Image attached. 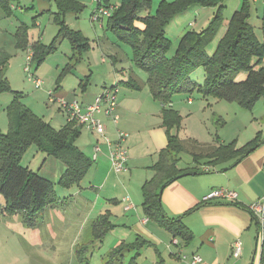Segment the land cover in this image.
Here are the masks:
<instances>
[{
    "label": "crops",
    "instance_id": "obj_1",
    "mask_svg": "<svg viewBox=\"0 0 264 264\" xmlns=\"http://www.w3.org/2000/svg\"><path fill=\"white\" fill-rule=\"evenodd\" d=\"M75 1L83 8L82 11L88 10L90 7L92 10L91 18H93V16L97 14L98 9L103 6L108 8L109 6H114L118 9V6L121 4V0L118 4L112 3V0H101L100 2L90 0L91 2L89 3L86 0ZM151 1V8L145 10L141 15L142 17L148 14H154L152 9L154 0ZM162 1L172 4L177 0H156L158 6ZM232 1V7L229 9L230 18L227 19L224 17V13L226 12L225 0H220L217 5L210 6L212 8L208 9L202 8L204 5L192 3L191 6L189 5L190 7H188V9L173 16L165 27L166 37L171 42V48L167 53V55L169 54L168 58H172L176 54L179 42L185 34L195 32L194 26L198 21V15L203 10H212L214 13L216 12V14L220 11L223 22L214 37L215 40L221 30L223 36L225 35L232 15L236 11L246 8L249 12V23L253 27L256 38L259 42L263 43L264 38H260L255 31L252 16L258 15L257 11L263 9L262 22L264 28V0ZM55 7L56 12H54ZM37 10L39 14L36 17L42 16L44 13H50L53 22L55 14L59 13L55 0H38ZM115 11L112 12L110 17H103L101 15L98 21H93L92 19L91 21L93 23L99 22L100 26L104 28L105 20L109 22ZM70 13L72 12L67 14ZM67 14L64 16V21L68 19ZM176 18L181 19L180 24L175 23ZM35 21L36 26L41 27L37 18H35ZM136 25L138 26V24ZM172 26L176 27L175 32L170 30ZM20 27L21 26H19L17 30ZM144 27L145 26L141 24L139 28L144 29ZM202 31L203 30H200V32ZM16 32L13 35L12 48L15 51L23 52V50L17 48L15 38ZM41 39L40 37L37 42L34 41L36 43L32 46L35 47L36 44L46 45ZM214 40L207 48L208 54H210L208 50L209 47L213 45ZM30 42L31 37L29 35L28 48L26 50L30 49ZM98 42L102 49V55H108L113 62L111 65V68L113 67L114 70L113 84L107 86L104 83V86H102L101 89L99 88L100 91H96L93 97L88 98V88L92 79L90 73L84 79L80 80L78 88L74 89V93L61 86L62 88L60 87L61 89H59V91L54 92L50 90L47 94L49 95V99L50 93L53 94L55 99L53 103L58 104V106H60V100L67 103L78 102L83 112H85L87 107L95 103L104 89L109 87L118 88L117 113L120 116L119 122H113L104 112L95 114V117L103 122L105 133L112 141L118 139L119 131L127 134L126 139L123 141V147L128 151L129 155V160L127 162L128 170L122 173L121 176L113 171L109 159V148L102 142V138L99 135L80 126L76 121L71 122L68 113L63 109L61 112L65 114L66 119L62 117V115L56 113L55 115H51V118L49 117L51 119L50 124L56 129L64 128L70 123L76 124L75 127L79 129L80 134L75 140V145L85 157L89 159L95 174L100 170L105 172V175H107V184L112 181L114 183L112 186L116 187L119 186L120 183H123L126 189H128L134 182L136 191H140V203L143 199L140 208L134 205L130 194H128V196H123L122 200L113 198V203L108 204V208L102 210L91 224V229L95 232L99 230L98 224L104 217L108 220L104 227L105 230L97 232V234L95 233V238H103L104 240L109 234L112 235L115 232V227L118 228L121 225L124 227V230L129 233L128 235H135V238L132 237L130 239H122L118 236L115 237L117 245L113 249H118L119 247L126 248L117 262L111 258L108 264H123L125 257L130 256L133 252L134 255L132 254L133 256L130 260V264H137L139 260L140 264L142 262L147 264H191L192 257L195 255L202 258L200 264H262L264 241L258 235L259 222L250 211V207L260 201H264V131L258 129H256V131L254 129L248 131L244 137L246 138L245 142H240L239 134L234 136L232 138L233 140H229L226 135L224 136L223 132V115H225L224 111H229L230 109L235 110V107H233V105H231V108L226 107L221 103L226 101L216 100L211 97L207 98L199 92L198 93L207 102V105L200 104L197 108L190 109V106H195V100L192 98L194 92L175 95L171 103L167 105L160 104L153 99L147 85L148 73L147 76H144L141 72L134 71L131 65L130 70H128V65L126 64L129 63L128 53L125 52L126 55H124L122 49L120 47H114L108 38H98ZM7 47V45L0 46V49H5ZM172 48L174 50L173 56L170 55L172 53ZM0 53L4 56L8 55L3 51ZM102 63L107 64L105 58H102ZM254 63L258 64V59H255ZM261 63H264V58L261 60ZM116 64L124 66V68L121 67V73L116 68ZM91 67L94 69L92 65ZM95 67L98 72L102 71L100 70V65L96 64ZM104 68L103 77H105L104 79H108L110 77L111 68ZM256 68H259V66ZM92 73L94 75V70ZM107 73L109 74L107 75ZM32 74L35 78L39 79L34 73ZM106 76L108 78H106ZM246 78L247 72H241L238 74L236 80L244 81ZM42 87L43 82L40 89H42ZM77 90H81L82 92L87 91L85 96H83L82 103L75 99ZM208 99L214 100L215 105L210 103ZM262 102L264 101H258L256 106ZM240 107L244 108L242 106ZM168 110L177 112L182 117L181 128L178 130L173 129L170 133L179 136L187 149V151L178 155L176 168L183 171L182 173L189 174L194 172L195 175L184 176L165 187L160 202L162 201V210L168 219L175 221L180 220V224L184 226L186 233L189 234V240L187 241L180 236H176L171 230L164 227L157 220L149 218L143 208V187L147 182L154 179L156 175V165L161 158V153L168 147V134L164 126L163 118L164 112ZM257 115L258 114H256V116ZM199 116H203L204 119L201 121L197 120L196 118ZM42 119L48 122L44 118ZM190 122H192L193 125H191ZM55 123L60 126H56ZM147 135H150L153 142H145V137ZM254 141L257 144L256 147L240 161H237V158L233 157L217 161L215 158L205 156L213 153L222 145L233 144L235 151L238 152L236 157H239L241 151L249 147ZM98 144L101 146V152L98 153L97 159L93 160L95 154L94 147ZM183 155L188 156V158L184 160ZM148 159L151 161L147 163ZM91 171L92 169L90 173ZM134 179H136V181H134ZM74 187L71 189L73 190ZM157 189V185H155L154 191ZM130 190L132 191V188H130ZM215 190L232 191L236 193V199L218 198L207 203L203 202V197ZM83 195L84 193L81 191L71 194L73 197L76 196L78 201H80V197L82 198L83 202L87 204L85 207L87 208V213L90 214L94 211L95 207L91 205L92 203H90L89 200L84 199ZM68 196L62 198L58 195L61 204L56 207H48L45 211L51 212L53 215L59 217L62 210L71 202L70 195ZM127 198H129L128 201L125 200ZM135 201L139 203L137 194ZM5 208L6 201L4 197L0 195V242L2 243L10 240L11 235H14L16 231L8 221L10 216L12 217L13 215L6 213ZM120 208L121 210L119 211ZM20 215L24 218L23 214ZM107 231L109 232L106 233ZM237 238L242 241V254L239 258H234L232 256V245ZM175 240L178 241V244H174ZM150 251L152 254H150ZM125 252L126 254H124ZM185 256H187V259H184Z\"/></svg>",
    "mask_w": 264,
    "mask_h": 264
},
{
    "label": "trees",
    "instance_id": "obj_2",
    "mask_svg": "<svg viewBox=\"0 0 264 264\" xmlns=\"http://www.w3.org/2000/svg\"><path fill=\"white\" fill-rule=\"evenodd\" d=\"M14 1L0 0V8L8 16L12 13ZM55 2L59 13L55 14L54 22L60 27L59 33L48 46L36 44L33 47L35 51L33 60L36 59L39 63L55 50L62 39H69L74 46L73 49L77 50L87 49L89 45L80 31L70 29L64 21L65 14L69 12L79 14L83 8L75 0ZM219 2L220 0H177L169 4L162 1L156 10L157 14L142 17V13L151 8V0H121L120 6L108 22V29L133 48L134 63L148 73L147 85L155 101L167 105L172 102L175 95L195 91L207 98L236 102L244 108L264 101V63H261L264 58V42L257 40L249 23V12L246 8L232 15L226 33L213 55L207 53V48L222 25L220 11L202 32L185 34L179 42L176 54L172 58L167 57L171 42L166 37L165 27L170 19L188 9L192 3L215 6ZM138 21L145 26L143 30L137 27ZM28 33L29 27L26 25L17 30L15 38L19 50L24 51L28 48ZM3 58L7 63L9 56ZM255 59H258V64L254 63ZM257 66L259 68H256ZM198 68H203L206 73L202 84L190 79V75ZM241 72H247L244 81L236 80ZM9 92L15 93L16 96L7 108L9 133L0 132V195L6 201V213L23 214L26 224L35 227L39 224L42 213L48 207L60 205L61 201L50 180L28 167L21 166V158L28 147L37 145L45 154L60 159L67 166L60 179L62 188H71L79 184L92 164L75 145V140L80 134L79 129L75 127L76 124L70 123L64 128L56 129L37 116L22 103L18 93L11 91L2 71L0 95ZM163 118L168 134V147L161 153L154 179L143 187V208L149 218L157 220L176 236L187 241L189 234L180 224V220L168 219L159 200L161 190L175 182L177 177L187 174L176 168L178 155L187 149L179 136L170 133L173 129L181 128L182 117L179 113L168 110L164 112ZM256 145L254 141L241 151L239 157H236L238 152L235 151L233 144L222 145L205 156L215 158L217 161L232 157L240 161ZM155 185L158 189L154 191ZM125 248L119 247L121 251Z\"/></svg>",
    "mask_w": 264,
    "mask_h": 264
},
{
    "label": "rangeland",
    "instance_id": "obj_3",
    "mask_svg": "<svg viewBox=\"0 0 264 264\" xmlns=\"http://www.w3.org/2000/svg\"><path fill=\"white\" fill-rule=\"evenodd\" d=\"M86 1L88 3L91 2L90 0ZM119 2L120 0H112L114 4H118ZM153 2L152 9L155 15L157 14L156 8L158 7V3L156 0ZM232 3V0H225V19L230 18L229 9L232 7ZM37 5L38 0H15L10 16L0 8V46H8L5 49H0V52L3 51L9 55V59L7 63H5L3 58L4 55L0 53V74L2 71L4 72V78L10 84L11 91L18 93L19 96H21L22 103L37 114V116H40V118H44L51 123L50 116L56 113L62 115V117L66 119L65 114L61 112V107L50 101L49 95L47 94L50 90L57 92L63 87L74 93V89L78 88L80 80L84 79L90 73L92 79L88 88V98L93 97L96 91H100L99 88L101 89L104 83L107 86L113 84L114 70L113 67L111 68L113 62L108 55H104L105 57L102 55V49L99 45L98 38H108L114 47H120L122 49L124 55H126L125 52L128 53L129 63H126L128 65V70H130L131 65L134 71L141 72L144 76H147V72L145 70H140L134 63L133 48L128 45L126 41L121 40L107 29V20L104 22V28L100 26L99 22L93 23L91 21L92 10L89 7L88 10L82 11L79 15L73 13L67 14L68 19L65 21L66 26H69L73 30L80 31L83 36L88 39V48L73 49V44L66 38L62 39L61 42L57 44L55 50L46 56L41 63L36 59L35 61L33 60L31 63V72L43 82L42 89H37L34 83L29 80V75L24 72L26 54L28 51L34 54L35 51L32 45L35 44L40 37L42 38V42L48 46L58 35L60 29L56 22L51 20L50 13H44L42 16L36 17L39 14ZM202 8L208 9L212 7L203 6ZM54 12H56V7ZM257 12L258 15L252 16V22H254L256 33L263 39V9ZM215 14L216 12L214 13L212 10H203L198 15V21L194 26L195 32L199 33L200 30H204L208 27L214 19ZM35 18L40 22L41 27L36 26ZM180 22V18L175 19V23L180 24ZM22 24L29 27L31 47L23 52H18L12 48V39L17 28L22 26ZM137 24L139 27L141 24L143 25L140 21H138ZM170 30L175 32L176 27L172 26ZM222 36L223 33L221 30L214 40L213 45L209 47L208 51L210 55L214 54ZM173 48L170 54L171 56H173ZM168 56L169 54L167 57ZM102 58L106 59L107 64L102 63ZM94 64L100 65V70L102 71L98 72L95 69L97 66L95 67ZM91 65L94 69H92ZM104 67L111 68L110 77L108 78L106 76L108 79H104L105 77H103L105 71ZM121 67L124 68L123 65L116 64V68L120 73ZM93 70L94 75L92 73ZM108 74L109 73H107V75ZM190 79L201 84L205 80L203 68L196 69L190 75ZM76 93L77 96H75V99L82 103L83 96H85L87 91L82 92L81 90H77ZM15 96V93L12 92L0 95V132L2 134L9 133L10 127L7 108L12 102L11 99L13 100ZM192 98L195 100V106H190V109L197 108L200 104L207 105V102L198 92H194ZM208 100L215 105L214 100ZM221 103L229 108H231V105L235 107V110L230 109L229 111H224L225 115H223V132L224 136L226 135L229 140H233L232 138L239 134L240 142H245L246 138L244 137L248 131H252L253 129L255 131L256 129L264 131V102L258 104V106H256V103L250 108H241L237 103ZM256 114L258 115L256 116ZM196 119L201 121L204 117L199 116ZM55 124L56 126H60L57 125V123ZM190 124L193 125L192 122H190ZM102 142H105L104 139H102ZM145 142H153L150 135L145 137ZM186 158H188V156L183 155V159L185 160ZM150 161L151 160L148 159L147 163ZM21 166L29 167L41 177L49 179L54 184L57 194L62 198L70 195L71 202L62 210L59 217L53 215L51 212L44 211L36 227L27 226L26 221L20 214H15L12 217L10 216L8 220L9 224L14 227L16 231L14 235H11L10 240L4 243L0 242V264H108L111 258L117 262L124 250L121 251L119 248L113 249L117 245L115 237L118 236L122 239H130L132 237L135 238V235H128L129 233H127L121 225L118 228L115 227V232L112 235L109 234L103 240V238H95L94 234L104 231V227L108 220L104 217L98 224L99 230L95 232L91 229V224L102 210L108 208V204L113 203V198L122 200L123 196H128V194H130L134 205L140 208L143 199L140 203V191H136L134 182L130 187L132 191L130 188L126 189L123 183L113 187L112 184L114 183L112 181L107 184V175H105L104 171L100 170L95 174L94 168L91 166L80 183L75 185V187L73 186V190L71 189L72 187L62 188L60 187L62 186L60 179L65 173L67 166L60 159L45 154L37 145L28 147L24 152L21 158ZM91 169L92 171L90 173ZM121 175L122 174H119V176ZM134 181H136V179H134ZM77 191L84 193V199L92 203L91 205L95 207L94 213H87V208H85L87 204L83 202L81 197L79 198L80 201H78L76 196H71L72 193ZM136 194L139 203L135 201ZM120 210L121 208L119 211ZM108 232L109 231L106 233ZM124 254H126V252ZM132 254L125 257L123 264H130V260L134 255ZM150 254H152L151 251ZM137 264H140V260ZM141 264L147 263L142 262Z\"/></svg>",
    "mask_w": 264,
    "mask_h": 264
},
{
    "label": "built area",
    "instance_id": "obj_4",
    "mask_svg": "<svg viewBox=\"0 0 264 264\" xmlns=\"http://www.w3.org/2000/svg\"><path fill=\"white\" fill-rule=\"evenodd\" d=\"M100 2L101 0H94ZM117 7L109 6L101 7L98 9L97 14L93 16V21H98L100 16L110 17L112 12L115 11ZM34 54L30 51L27 53L26 62L24 66V71L29 75L28 78L32 81L36 88L40 89L42 86V82L35 78L31 73V63L33 62ZM118 88L117 87H109L104 89V91L98 96L95 103L83 112L81 105L78 102L67 103L63 100H60V107L64 111H66L69 115L70 121H76L80 126L85 127L87 130L100 135L102 139H104V143L109 148V159L112 165V169L116 174H122L128 170L127 162L129 160L128 151L123 147V141L126 139L127 134L119 131L118 139L116 141H112L110 137H108L105 133V127L103 122L100 119L95 117V114H99L104 112L105 115L110 118L113 122L118 123L120 120V116L117 113L118 111ZM50 100L54 102V96L50 93ZM101 152V146L98 144L94 147V157L93 160L97 159L98 153ZM218 198H230L235 200L236 193L228 190H215L205 197H203V202H210L212 200ZM126 201L129 198L125 199ZM129 208V207H128ZM128 210V209H127ZM250 211L256 217L259 222L258 227V235L264 241V201H260L253 206L250 207ZM147 222V221H146ZM174 244H178V241L175 240ZM242 254V241L237 238L232 245V256L234 258H239ZM187 259V256L184 257ZM202 262V258L198 255L192 257L191 264H200Z\"/></svg>",
    "mask_w": 264,
    "mask_h": 264
},
{
    "label": "water",
    "instance_id": "obj_5",
    "mask_svg": "<svg viewBox=\"0 0 264 264\" xmlns=\"http://www.w3.org/2000/svg\"><path fill=\"white\" fill-rule=\"evenodd\" d=\"M187 175H195V173H189V174L181 175V176L177 177L176 180H178V179H180V178H182L184 176H187ZM162 193H163V190H161V192L159 194V200H161Z\"/></svg>",
    "mask_w": 264,
    "mask_h": 264
}]
</instances>
